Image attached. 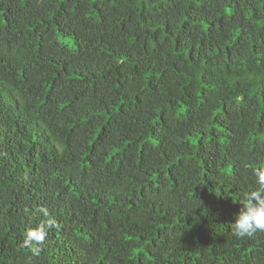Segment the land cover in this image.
<instances>
[{"label": "trees", "instance_id": "1", "mask_svg": "<svg viewBox=\"0 0 264 264\" xmlns=\"http://www.w3.org/2000/svg\"><path fill=\"white\" fill-rule=\"evenodd\" d=\"M260 169L264 0H0V264H264Z\"/></svg>", "mask_w": 264, "mask_h": 264}, {"label": "clouds", "instance_id": "2", "mask_svg": "<svg viewBox=\"0 0 264 264\" xmlns=\"http://www.w3.org/2000/svg\"><path fill=\"white\" fill-rule=\"evenodd\" d=\"M258 182L264 186V169L257 170L255 173ZM247 203L238 212V217L232 222L234 234L237 237L251 236L257 232H264V190L251 191L246 194ZM45 216L48 215L46 209H41ZM51 224V221H48ZM47 236L43 224L38 228L29 230L26 234L25 244H42Z\"/></svg>", "mask_w": 264, "mask_h": 264}]
</instances>
